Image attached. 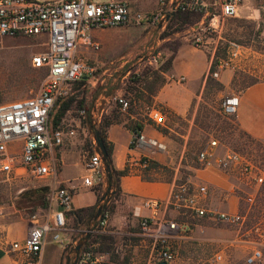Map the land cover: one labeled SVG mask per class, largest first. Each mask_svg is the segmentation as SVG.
<instances>
[{
  "label": "built area",
  "instance_id": "built-area-1",
  "mask_svg": "<svg viewBox=\"0 0 264 264\" xmlns=\"http://www.w3.org/2000/svg\"><path fill=\"white\" fill-rule=\"evenodd\" d=\"M243 0H157L152 9L139 8V0H0V39L6 36H46V48L31 56L36 67H45L47 77L40 90L26 97L0 101V174L5 178L26 175L44 179L47 186V207L34 211L29 219L27 233L22 241L10 242L12 250L19 255V264H41L43 251L48 240L63 248L75 244L67 233L66 210L70 209L72 191L58 177V166L53 148L63 144L65 138L75 133L74 128L65 129L61 124L51 125V112L57 99L65 97L70 84L82 76L93 83L98 79L96 68L87 63L80 46L98 50L101 43L94 38V28H108L148 24L164 28L171 14L176 10L199 14L190 27L192 42L202 47L207 41L201 32L217 30L227 17L236 16ZM169 17L165 19L166 15ZM161 22V26L158 24ZM246 47L236 41L229 44L226 57L210 60L207 76L218 78L221 70L239 64ZM159 52L146 55L149 64L159 63ZM111 99L122 111L128 112L130 98L115 93ZM239 96L230 92L221 100V110L228 115L237 111ZM82 115L87 110L80 109ZM146 117L158 126L166 124L167 115L156 105L145 108ZM100 117L96 118L97 123ZM93 139V151L85 159L86 167L95 184L105 182L106 169L101 153L97 151V141ZM150 141L139 129L132 132L131 143ZM159 147L161 144L150 141ZM217 140L209 141L197 152V158L205 165L230 169L247 181L261 183L264 174L261 168L244 154L234 149L222 152L216 150ZM146 168L150 160L147 156L137 159ZM208 188L205 184L177 182L166 198L145 197V207L152 210L139 220V232L151 247L146 264H173L176 258L174 238L190 228V222L177 217L159 214L161 210L174 209L179 213L189 212L195 217H206L229 223H238L243 215L209 207L205 204ZM103 199L101 215L92 225V232H102L109 218V210ZM56 205V207H55ZM86 228L84 229V231ZM93 245L84 247L78 254L76 264H98L99 258ZM262 248L254 246L245 256L243 264H260ZM212 259L219 261L222 254L216 252Z\"/></svg>",
  "mask_w": 264,
  "mask_h": 264
},
{
  "label": "rangeland",
  "instance_id": "rangeland-1",
  "mask_svg": "<svg viewBox=\"0 0 264 264\" xmlns=\"http://www.w3.org/2000/svg\"><path fill=\"white\" fill-rule=\"evenodd\" d=\"M157 0H139V8L152 9ZM264 0H243L242 6L236 16L227 17L215 31L201 32L207 43L202 48L213 50L215 57H226L229 44L236 41L246 47L245 53L237 61V66L232 80V88L219 86L217 78L208 82L199 101L195 115V125L188 138L187 148L191 156H195L209 139L217 140L216 150L222 152L234 149L248 157L258 165L264 174V141L253 138L243 132L237 125L234 115L225 114L221 110V100L224 95L237 93L251 79L264 75ZM93 30V29H92ZM112 31L118 38L131 41L129 50L121 59L109 60L102 66H96L86 59V62L96 68L98 79L94 83L82 86L73 81L65 97L73 96L70 108L64 113L59 124L65 129L74 128L75 133L65 138L63 144L53 148L54 153L61 155L62 151L73 154L86 152V158L91 153V139L95 138V129L98 124H92V119L80 113L79 100H84V105L90 110L95 106L96 118L127 119L129 113L139 107L150 104L148 96L141 95L142 87L146 82H136L131 76L137 72L156 70L158 66L170 56L173 47L180 41L193 44L192 31L185 28L176 31L171 27L168 33L165 28L141 24L131 26L108 27L102 30L105 35ZM93 35V31H91ZM95 38V36L93 35ZM194 45V44H193ZM46 48V36H6L0 39V101H8L33 95L38 92L47 77L45 67H36L31 63V56ZM88 48L79 47L83 54ZM90 50V49H89ZM93 50V49H91ZM99 50V49H98ZM95 50V51H98ZM128 51V50H127ZM159 52L161 61L149 64L146 55ZM217 53V56L215 55ZM84 57V56H83ZM107 68L105 71L104 69ZM152 74V72H150ZM153 76V75H152ZM149 76L147 81L153 80ZM220 92L219 94H217ZM115 93L126 95L130 101L135 100L136 94L141 100L131 103L128 112L122 111L111 96ZM57 103L53 112L57 109ZM53 116H51V122ZM52 124V123H51ZM85 158V159H86ZM182 170V169H181ZM182 170L177 182H190L187 173ZM166 176L172 173L164 169ZM44 179L16 176L5 178L0 174V215L11 212L17 205H21L23 213L29 218L34 212L33 204L25 202L19 195L21 191L32 188L35 184H45ZM237 190L241 204L237 212L243 215L238 223H229L221 220H212L206 217H195L186 211L183 218L190 221V228L174 238L176 258L173 264H243L245 256L254 246L262 248L264 264V179L261 183L249 182L241 176L237 179ZM114 188V187H113ZM103 193H101L102 195ZM19 195V196H18ZM174 213L177 214L176 210ZM179 213V212H178ZM12 214V213H10ZM174 217V215H171ZM71 223V222H70ZM84 229L82 233H84ZM80 232V231H79ZM1 233V230H0ZM75 234V233H72ZM76 232L75 236H79ZM53 242L52 240H48ZM72 243L63 248L61 258L57 264H66L67 257H73ZM220 252L222 259L215 261L212 256ZM41 264H53L48 259Z\"/></svg>",
  "mask_w": 264,
  "mask_h": 264
},
{
  "label": "crops",
  "instance_id": "crops-1",
  "mask_svg": "<svg viewBox=\"0 0 264 264\" xmlns=\"http://www.w3.org/2000/svg\"><path fill=\"white\" fill-rule=\"evenodd\" d=\"M104 29L107 28L92 30L95 38L100 41L101 48L98 51L87 49L83 52L84 58L96 66H102L112 59H121L131 52L129 39L118 38L112 35L110 30L105 35L102 32ZM262 33L264 37V27ZM171 55V64L163 71L164 81L152 94L151 103L147 105L162 108L167 115L166 124L158 126L149 120L143 107L129 113L130 120L141 123V131L146 138L160 143L161 147L149 140L132 144V130L127 125V119H117L106 126L105 136L112 145L113 166L118 169L127 167L128 171L120 176L114 207L102 231L109 235L113 242L109 250L96 251L98 264H146L151 247L140 235L139 220L143 215H150L152 210L145 207L142 201L145 197H168L182 170L187 173L188 181L207 186L208 192L204 198L207 206L231 212L238 211L240 207L241 198L236 185L238 173L214 165H205L198 160L197 154L196 157L191 156L187 148L190 132L195 125L197 106L206 86V72L213 58V50L180 41L175 45V50L172 49ZM234 76L233 68H225L221 70L217 80L225 89H233L231 83ZM217 94L220 96V92ZM237 94L239 103L234 114L237 125L253 138L264 141V75L244 85ZM91 147L94 148L93 139ZM86 152L87 150L82 156L79 152L70 154L62 151L60 156L54 153L58 177L72 191L70 209L98 203L101 198H98L99 192L105 193L109 190L110 197L114 193L113 186L108 188L105 182L100 186L93 182L85 163ZM140 156H147L158 165L143 168L137 162ZM165 168L172 173L166 176ZM144 175L151 178L147 179ZM42 185L45 184H35L27 191L24 190V195V191L19 194L25 202L33 204L34 211L47 207L45 194L39 188ZM22 208L17 205L13 211L0 215V264H19L20 255L12 250L10 242L22 241L27 233L30 219L23 213ZM68 210L66 231L72 241L78 240L82 235L78 237L75 234L83 231V228L70 226L73 218ZM176 212L177 214L170 208L161 210L159 214L174 215L178 219L188 221ZM62 252V246L48 241L42 261L48 259L57 264Z\"/></svg>",
  "mask_w": 264,
  "mask_h": 264
},
{
  "label": "trees",
  "instance_id": "trees-1",
  "mask_svg": "<svg viewBox=\"0 0 264 264\" xmlns=\"http://www.w3.org/2000/svg\"><path fill=\"white\" fill-rule=\"evenodd\" d=\"M198 18H199V14H197L195 12L176 10L173 14L170 15L167 23L165 24V26L167 25V30H165L164 34L168 33V29L170 27L172 29H175L176 31L188 28L195 21H197ZM173 50H175V46L173 47ZM215 55L217 56V53ZM171 60H172V55L169 56L166 60H163L162 63L158 66V68L156 70L150 71V72H152V74H150L149 71L137 72L135 74H132L131 78L134 81L141 82V83H142V81L146 82L145 86L142 87L143 90L141 92V95L148 96L147 101L149 103H151L152 94L155 93L158 86L164 81L163 71H165L170 66ZM149 76L153 77L152 78L153 80H151V82L147 81ZM211 79L212 78L210 76H207V80H206L207 86H208V82ZM255 79H257V78L251 79V81H254ZM74 81L79 82L83 87L86 86L87 83H93L86 76H82L80 79H77ZM251 81H249V82H251ZM249 82H247L246 84H248ZM218 84H219V86L222 85L220 82ZM141 99H142L141 96L136 94L135 100L133 98V101H131V103L138 102ZM73 100H74L73 96L62 97V98H59L56 100L55 103H57L56 104L57 109L55 112H53V110L51 112V116H53V118H52L53 122H51L52 126L56 127L60 123L62 116L70 108V105H71ZM79 105H80V107H84L87 110L86 115H87V119H89L90 118V108L88 106L84 105V100H79ZM114 120H117V118L115 116H113V118H110V117L105 118L104 116H102L100 119V122L98 124L99 135H100L101 139L103 140V143H104L105 148L107 150V157L104 160V163H106L108 165V167L106 168V175L110 177L111 187L112 186L114 187L113 195L110 197L109 201L105 204V210H109V212H111V210L114 207V199L116 198L117 193L119 191L120 176L125 174L128 171L127 167L118 169V168H115L113 166V163H112V145L106 140L105 129H106V126ZM127 125L132 130V132H137L139 129H141V123H139L138 121H133V120L127 121ZM156 165H158V163H156L154 161H150L147 168L151 167V166H156ZM144 176L147 179L151 178L150 176H146V175H144ZM100 185H102V183L98 184V186H100ZM39 188L45 194V199H46L47 186L42 185ZM96 188H97V186H96ZM26 191L23 192V195ZM100 197H101V193L99 192L98 198H100ZM45 202H47V200ZM98 204H99V202L96 204H93V205L82 206V207L72 208V209L68 210V213L70 215H72V218H73L72 222L70 223V226L71 227L73 226V227L86 228V226L91 221H93V216H94V213H95V210H96ZM78 233H79L78 234L79 236L83 235L82 231H80V232L78 231ZM112 242H113V240L111 237H109V235H107L103 232H92L90 234V236L88 237L86 243L84 244L83 248L88 247L89 245H93L92 247H93L95 252L98 250L99 251L109 250L111 245H112ZM94 244H95V246H94Z\"/></svg>",
  "mask_w": 264,
  "mask_h": 264
},
{
  "label": "water",
  "instance_id": "water-1",
  "mask_svg": "<svg viewBox=\"0 0 264 264\" xmlns=\"http://www.w3.org/2000/svg\"><path fill=\"white\" fill-rule=\"evenodd\" d=\"M169 17V14L166 15L165 19H167ZM158 26H161V22H159ZM90 118L92 119V124H98L97 120H96V111H95V106L92 107V109L90 110ZM95 139L97 141V151H99L101 153L102 156V160L104 162L105 158L107 157V150L105 148V145L103 143V140L101 139L100 135H99V130L96 128L95 129ZM105 165V169L108 167V165L106 163H104ZM105 183L107 185L108 188L111 187V181H110V177L106 175L105 177ZM110 198V193L109 190H107L105 193H103L101 195L99 204L97 205V208L95 210L94 216H93V221H91L87 226H86V230L84 231L83 235L76 241L75 244L72 245V252H73V257L71 258L70 256L67 257L66 260V264H76L77 262V258H78V254L81 251V249L83 248L84 244L86 243L88 237L91 234V229H92V225H94L96 219H98L101 215V211L104 207V203L102 202L103 199H109Z\"/></svg>",
  "mask_w": 264,
  "mask_h": 264
}]
</instances>
